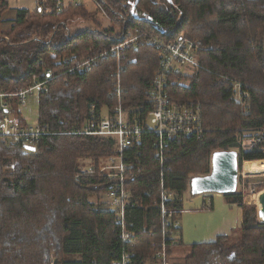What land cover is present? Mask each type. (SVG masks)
<instances>
[{"label":"trees","instance_id":"16d2710c","mask_svg":"<svg viewBox=\"0 0 264 264\" xmlns=\"http://www.w3.org/2000/svg\"><path fill=\"white\" fill-rule=\"evenodd\" d=\"M100 1L109 14L128 22L116 23L118 30L103 27L95 20L96 10L69 2L60 11L56 5L19 10L13 25L0 31V92L6 106L0 103V123L8 115L23 124L19 99L10 94L42 83L34 102L37 122L48 133L38 137L33 150L20 141L0 139V264H49L51 256L56 264H112L129 247L118 236L113 214L87 199L109 188L104 179L76 177L80 159L97 162L114 154L112 138L73 132L90 119H100L103 107L116 104L111 94L115 56L99 57L81 73L70 69L135 27L166 41L181 35L202 43L200 67L191 76L167 78L173 102L200 103L205 128L200 138L171 144L166 164L171 170L164 171L176 197L168 207L182 210L189 178L210 172L215 151L238 149V171L243 161L263 160L257 169L264 168V135L255 147L240 142L244 131L264 130V0ZM6 8L7 1L0 0V18ZM74 17L94 27L73 34L68 21ZM127 55L130 61L120 75L122 106L144 117L160 53L143 43ZM235 85L240 99L234 96ZM139 150V170L127 183L137 203L127 208L126 218L135 225L133 264H146L156 261L163 239L160 214L153 205L161 169L151 137L143 135ZM244 195L242 188L223 194L227 203L242 209L235 240L220 235L190 244L179 264H264V222L258 219L257 205L245 203ZM200 209H212L211 200ZM177 234L179 229L166 240L167 257L173 246L183 244L175 239Z\"/></svg>","mask_w":264,"mask_h":264},{"label":"built area","instance_id":"2783aa9c","mask_svg":"<svg viewBox=\"0 0 264 264\" xmlns=\"http://www.w3.org/2000/svg\"><path fill=\"white\" fill-rule=\"evenodd\" d=\"M99 13L107 22L122 23L125 25L128 18H115L108 13L100 0H91ZM74 5L81 3V0H73ZM63 3L58 1L56 9L61 10ZM149 44L159 50V61L149 87L151 106L144 117L130 114L122 106V94L124 89L121 85V73L125 65L130 61L127 52L139 44ZM202 49V43L197 39H190L184 36H177L168 41L150 33L141 27H135L133 32L122 34L117 42L104 46L96 55L88 56L82 62L73 66L70 70L81 73L91 69L94 62L100 57L114 55L116 68L112 72L114 79L111 94L116 99V104L111 108H102V117L98 120L90 119L75 134H85L100 137H109L114 140V154L97 162L90 160L83 162L78 168L77 178H86L88 181L99 175L109 188L99 194H93V200L101 209L108 211L114 216V223L118 226V236L123 243L129 244L127 249L122 250L119 258L112 261V264H133L135 252L130 248L134 246L136 232L134 222L127 220L126 212L129 206H135L137 201L133 198V192L127 183L135 178L138 167V156L143 135L151 137L152 148L155 151L161 172L159 173V196L154 200L153 205L160 214L163 239L156 250L155 259L160 264H168L166 240L173 238L170 234L178 230L180 226L181 211H174L168 207L174 201L176 191L167 185L165 172L171 167L166 166L167 158L171 155V144L184 142L190 138H200L205 132L202 126L201 105L199 102L179 105L173 102L166 91L167 78L170 74L191 76L200 67L197 60L198 52ZM126 62V63H123ZM48 76L51 72L48 71ZM42 83H38L27 89H18L10 95L19 99V104L25 106L29 96L35 98ZM238 85H235L237 89ZM236 92V91H235ZM3 108L6 106L1 105ZM133 115V116H132ZM23 124L12 120L8 115L2 117L0 123V139L20 141L25 146H34L38 137L48 133L41 130L37 121L29 122L22 118ZM248 141L247 143H245ZM261 137L242 138L241 145L261 143ZM251 145V146H252ZM165 167H168L164 171ZM94 175V176H93ZM171 244L174 240H171ZM49 264H56L52 258Z\"/></svg>","mask_w":264,"mask_h":264},{"label":"crops","instance_id":"0c3cea01","mask_svg":"<svg viewBox=\"0 0 264 264\" xmlns=\"http://www.w3.org/2000/svg\"><path fill=\"white\" fill-rule=\"evenodd\" d=\"M6 1L7 8L2 13L0 18L1 32H5L13 25L17 12L19 10L25 9L28 11H34L43 7L49 9L48 7L56 5L58 1H61L64 5L72 2L73 0ZM81 3H83V0H81ZM1 25L4 26L3 29L1 28ZM3 97L4 95L0 92L1 105H5ZM29 97L32 99V102L30 104L26 103L24 107L19 104L18 112L21 118H25L27 121L33 122L34 120L30 121V117L34 113V111L36 112L34 114H36L37 116V109H33L35 107L37 108V104L36 102H34V98H32L31 96ZM32 103H35L36 105L33 106ZM25 107L26 109L30 110L29 118L24 115V112L26 110L24 109ZM184 195L185 193L182 195V210L179 215V234H177L175 237V239H178L179 237L181 242L183 243L180 247L187 248L188 250V245L193 243L211 242L220 235H230L231 237L237 235V231L240 228L242 222V209L239 206L227 203L223 194L206 193L203 195H188L186 196V198H184ZM208 200H211L212 209H200L203 205V202H208ZM245 203L250 202L245 198ZM170 258L171 256H169V258L167 257L168 264Z\"/></svg>","mask_w":264,"mask_h":264},{"label":"rangeland","instance_id":"374dc122","mask_svg":"<svg viewBox=\"0 0 264 264\" xmlns=\"http://www.w3.org/2000/svg\"><path fill=\"white\" fill-rule=\"evenodd\" d=\"M84 5L89 9V10H96L97 14L94 16L95 20L98 21L103 27H110L113 28L115 30H118V26L116 23L113 22H107L106 20L103 19V17L101 16V14L99 13L98 9L96 8L95 4L91 1V0H83ZM94 25L88 21L83 22L81 18L78 17H74V19H71L68 21V28L69 31L71 33H76L80 30H83L87 27H90ZM3 25H1V28L3 29ZM236 92L234 94V96L238 99H240V91H239V87L236 86ZM235 99V98H234ZM32 102V99L29 97L27 99V104H30ZM33 106H35V103H32ZM24 107V106H23ZM18 108V107H17ZM26 109V107L24 108ZM23 109V110H24ZM33 109H37L36 107ZM29 113L30 110L26 109L24 112V115L27 116L29 118ZM34 113H36L34 111ZM32 114L30 117V121H37V116L36 114ZM260 135H264V130H246L242 133V137L240 139V142L242 141V138H255V140L257 141V137ZM248 141H246L245 143H247ZM246 146H250L252 144H245ZM258 144H255V146H257ZM244 146V145H242ZM253 147V145H252ZM236 149V148H234ZM236 151H238V149H236ZM106 158V157H105ZM105 158H102L103 160H105ZM90 159L88 160H84V159H80V163L83 162H89ZM263 160H257L256 162H242V169L240 171H238V183H237V189H241L244 190V200L246 198V200H248L250 203H255L256 204V200H257V195L260 191H262L264 189V168L263 170H258L257 168L259 166H261ZM188 195H192L189 192V188L188 191L185 192L184 198H186V196ZM203 195V194H201ZM89 198L91 201L93 200V196L92 195H88L87 199L89 201ZM90 202V201H89ZM92 203V202H91ZM261 221V220H259ZM262 222V221H261ZM233 240H235V237H232ZM175 251V252H174ZM187 248H182V247H177V246H173V252L170 255L171 258L169 259V263L171 264H179L182 263L184 260V256L187 253ZM169 258V257H168ZM146 264H160L157 260L156 261H149Z\"/></svg>","mask_w":264,"mask_h":264},{"label":"water","instance_id":"95a60500","mask_svg":"<svg viewBox=\"0 0 264 264\" xmlns=\"http://www.w3.org/2000/svg\"><path fill=\"white\" fill-rule=\"evenodd\" d=\"M264 45V39H263ZM30 150L34 147L28 146ZM238 152L236 150H218L211 155L210 172L206 175L192 176L189 179V191L192 195L206 193L227 194L237 189ZM258 219L264 222V189L257 195Z\"/></svg>","mask_w":264,"mask_h":264},{"label":"bare ground","instance_id":"6f19581e","mask_svg":"<svg viewBox=\"0 0 264 264\" xmlns=\"http://www.w3.org/2000/svg\"><path fill=\"white\" fill-rule=\"evenodd\" d=\"M256 205H259V204H258V200H256Z\"/></svg>","mask_w":264,"mask_h":264}]
</instances>
